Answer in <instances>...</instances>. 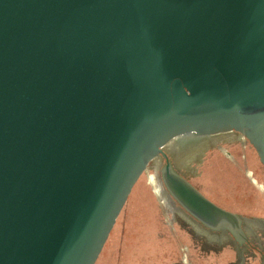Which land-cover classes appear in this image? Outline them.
I'll use <instances>...</instances> for the list:
<instances>
[{
    "label": "water",
    "instance_id": "95a60500",
    "mask_svg": "<svg viewBox=\"0 0 264 264\" xmlns=\"http://www.w3.org/2000/svg\"><path fill=\"white\" fill-rule=\"evenodd\" d=\"M232 132L264 169V0H0V264H96L154 162L239 238L170 158Z\"/></svg>",
    "mask_w": 264,
    "mask_h": 264
},
{
    "label": "rangeland",
    "instance_id": "374dc122",
    "mask_svg": "<svg viewBox=\"0 0 264 264\" xmlns=\"http://www.w3.org/2000/svg\"><path fill=\"white\" fill-rule=\"evenodd\" d=\"M175 162L209 200L247 219L239 238L191 215L168 192L162 166L154 162L134 186L96 264H264V169L254 146L227 133L188 148Z\"/></svg>",
    "mask_w": 264,
    "mask_h": 264
},
{
    "label": "flooded vegetation",
    "instance_id": "af4514ba",
    "mask_svg": "<svg viewBox=\"0 0 264 264\" xmlns=\"http://www.w3.org/2000/svg\"><path fill=\"white\" fill-rule=\"evenodd\" d=\"M197 143V144H196ZM201 143H203V141H201V142H197V141H194V140H192L191 142H189V145H188V148H192V147H194L195 145H201ZM188 148H184L183 150H181L180 152H179V154L177 155H175V157L174 156H170V158H171V160H172V163H173V166L177 169V166H176V162H175V158H181L182 159V157L184 156V154H185V152H186V150L188 149ZM182 156V157H181ZM157 166H159V165H157ZM161 170V169H160ZM178 170V169H177ZM161 178H162V176H161ZM162 181H163V179H162ZM164 183V182H163ZM165 185V184H164ZM166 187V186H165ZM167 189V188H166Z\"/></svg>",
    "mask_w": 264,
    "mask_h": 264
}]
</instances>
